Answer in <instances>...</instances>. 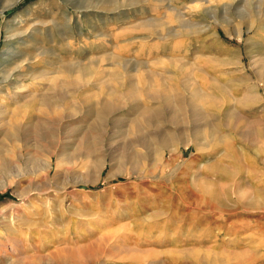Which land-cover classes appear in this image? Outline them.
<instances>
[{"label":"rangeland","instance_id":"obj_1","mask_svg":"<svg viewBox=\"0 0 264 264\" xmlns=\"http://www.w3.org/2000/svg\"><path fill=\"white\" fill-rule=\"evenodd\" d=\"M0 119V264H264V0H0Z\"/></svg>","mask_w":264,"mask_h":264},{"label":"bare ground","instance_id":"obj_2","mask_svg":"<svg viewBox=\"0 0 264 264\" xmlns=\"http://www.w3.org/2000/svg\"><path fill=\"white\" fill-rule=\"evenodd\" d=\"M10 2V1H9ZM12 4V3H10ZM253 24V23H252ZM253 28V27H252ZM241 38V36H240ZM260 79V78H259ZM263 79V78H262ZM261 80V79H260ZM259 80V81H260ZM262 85V84H261ZM198 93V92H197ZM197 93H195L197 95ZM28 97V96H27ZM135 97V96H134ZM151 99L153 100H161L162 104L166 105L167 107L170 105V103L172 102V97L171 96H168V95H165V94H153L151 97ZM25 99V97H24ZM38 99H42V107L40 109V111L44 112V114H49L51 112H54V100L52 97H48L47 95H41V96H38V97H35V98H32L31 100L33 101H36ZM16 100V99H15ZM57 100V99H56ZM62 100V98H61ZM63 101V100H62ZM32 102V101H31ZM31 102H28V103H31ZM70 104V103H69ZM67 106V105H66ZM69 106V105H68ZM112 104L110 103H107L105 105V108H103V110H105V112L107 113H111L113 108H112ZM180 109H178L177 111H175L174 113H172L165 121L169 122V123H172V124H175V125H178L180 124L182 121L181 119H179V117L177 116V112L179 111ZM23 111L20 110L16 113V116L17 114H21ZM92 112H94V108H91L88 110L87 114H91ZM193 116L197 117L199 116V114H197V110H193L191 111ZM182 113V112H181ZM180 113V114H181ZM15 115V113H14ZM140 115L145 119V121L148 123V124H154V123H157L159 120H162L161 118V115L159 112L157 111H147V110H143L140 112ZM199 118V117H197ZM193 120V119H192ZM33 123H34V128L38 130L39 127H41L43 125L42 121L41 120H37V119H33L32 120ZM195 121V120H194ZM3 120L0 119V134L3 136V139H8V135H7V132L5 130L2 129L3 125L1 126V124H3ZM164 122V121H162ZM5 123V122H4ZM165 125V124H164ZM139 129H141L140 127H138ZM139 129H138V132H139ZM36 130V131H37ZM190 133L191 135L195 138V140H199L201 138V134H202V130H201V127L199 126H195L193 128L190 129ZM13 134L14 136L17 135L20 136L21 131L19 128H15L13 130ZM186 133L180 129V130H176L174 132H167V131H161L159 132L158 134H154L152 135L151 137H149L148 139L146 137H142V138H139L138 139V143L141 144L143 147L145 146H148L149 143L153 140L157 141L159 143V146L162 148V149H167V148H170V146L174 143H184V135ZM80 138L82 141H87V136H86V133H80ZM191 140V139H190ZM5 141V140H4ZM3 141V142H4ZM175 141V142H174ZM2 142V141H1ZM88 143V142H86ZM83 144V143H82ZM90 145V144H89ZM159 147V148H160ZM146 148V147H145ZM196 149H199V148H196ZM151 151V150H150ZM50 152V151H49ZM53 152V151H52ZM50 152V153H52ZM63 152V151H61ZM91 153V152H90ZM148 154V153H147ZM2 155V150H1V146H0V157ZM32 155V154H31ZM59 155V153H58ZM57 155L56 154H51L50 158H49V161H48V164H47V169L51 170V168L53 167H59V164L62 163L63 161L62 160H58V159H53L54 157H56ZM149 157V156H148ZM142 158V157H141ZM144 158V157H143ZM142 158V160H143ZM139 158L137 157L134 158V156H131V155H128V156H125L124 157V160H123V163H121L119 160V163H117V168L119 167H124L126 165H130L131 168L133 170L137 169L139 167ZM145 159V158H144ZM95 163H97L98 165H103V160H100L98 157L95 158Z\"/></svg>","mask_w":264,"mask_h":264}]
</instances>
